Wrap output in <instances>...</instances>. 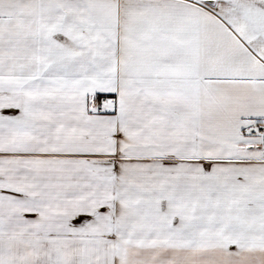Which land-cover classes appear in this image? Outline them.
<instances>
[{"label":"snow or ice","instance_id":"1","mask_svg":"<svg viewBox=\"0 0 264 264\" xmlns=\"http://www.w3.org/2000/svg\"><path fill=\"white\" fill-rule=\"evenodd\" d=\"M0 264H264V0H0Z\"/></svg>","mask_w":264,"mask_h":264}]
</instances>
